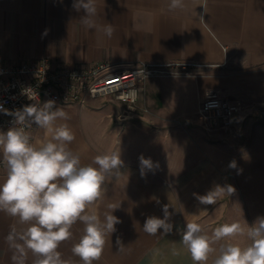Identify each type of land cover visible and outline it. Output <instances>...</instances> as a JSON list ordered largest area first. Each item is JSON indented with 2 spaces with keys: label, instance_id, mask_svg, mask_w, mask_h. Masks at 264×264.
<instances>
[{
  "label": "crops",
  "instance_id": "1",
  "mask_svg": "<svg viewBox=\"0 0 264 264\" xmlns=\"http://www.w3.org/2000/svg\"><path fill=\"white\" fill-rule=\"evenodd\" d=\"M97 28L85 27L74 0H0V63L48 58L53 65L78 66L106 61L125 66L137 61L193 64L192 75L157 76L139 85L134 108L111 97L87 98L85 104L56 105L70 117L75 135L68 147L89 164L98 154L120 152L123 166L106 181L105 195L91 206L104 219L110 212L121 223L106 240L94 264H194L181 243L187 222L199 223L211 237L224 223L251 226L264 216V0H95ZM112 24L109 38L102 30ZM215 89L242 106L227 130L203 127L196 111L206 90ZM35 127L31 142L45 139ZM159 167L141 176L139 157ZM2 158V149H0ZM235 161L236 167H229ZM6 176L0 169V183ZM216 185L235 192L216 204L194 196ZM169 205L173 232L153 236L143 231L148 216L163 218ZM28 225L0 211V264H14L7 240ZM246 226V225H245ZM80 222L59 251L71 264H82L72 247L83 234ZM120 237L125 250L118 252ZM228 242L247 246L246 237ZM224 240L207 264H212ZM35 257L27 251L25 264Z\"/></svg>",
  "mask_w": 264,
  "mask_h": 264
},
{
  "label": "clouds",
  "instance_id": "2",
  "mask_svg": "<svg viewBox=\"0 0 264 264\" xmlns=\"http://www.w3.org/2000/svg\"><path fill=\"white\" fill-rule=\"evenodd\" d=\"M73 7L84 12L81 23L89 28H97L95 0H74ZM183 7V0H170L169 9ZM102 30L111 38L115 29L106 24ZM33 100L30 92L24 93ZM37 95V93H36ZM0 111L14 117V126L6 132H0V149L6 176L0 183V211L18 218L28 225L23 231L13 229L7 236L15 249L12 257L14 264H25L27 251L35 259L32 264H71L62 258L58 250L61 243L72 238L71 228L77 222L84 225L83 234L73 245L72 253L79 257L82 264H94L104 251L106 240L117 231L120 219L113 215L118 207L108 205L110 212L104 213V219L91 206L102 199L106 192V181L120 172L123 166L120 152L96 155L89 164H82L80 156L68 145L75 135L66 124H57L58 120L70 117L63 107H57L55 100L32 103L21 109L9 111L0 106ZM35 124L45 133V139L38 145L31 142L26 131ZM141 176L146 171L158 168L151 158L139 157ZM229 167L235 168V161ZM235 188L231 185H216L205 195L194 196L201 204L212 205L224 195L231 196ZM163 218L148 216L143 231L149 235L173 232L170 222L169 205L162 206ZM246 225V226H245ZM224 223L207 235L203 227L196 222H187L181 243L191 255L194 264H207L210 256L217 252L212 245L224 240L212 264H264V216L257 217L249 226L246 222ZM233 237H246L250 243L241 247L238 243L228 242ZM115 244L118 252L125 250L120 237Z\"/></svg>",
  "mask_w": 264,
  "mask_h": 264
},
{
  "label": "built area",
  "instance_id": "3",
  "mask_svg": "<svg viewBox=\"0 0 264 264\" xmlns=\"http://www.w3.org/2000/svg\"><path fill=\"white\" fill-rule=\"evenodd\" d=\"M178 61L135 63L118 66L106 61L86 65H53L48 58L36 62L17 64L0 63V106L9 111L21 109L32 103L55 100L56 105L76 104L82 107L87 98L109 96L134 108L138 88L147 78L172 75H192L189 66ZM30 92L33 100L24 93ZM37 93V95H36ZM242 112V106L229 102L215 89L205 91L196 111V117L207 130H227L231 117ZM14 126V117L0 111V132ZM36 125L26 131L31 140ZM0 157V169H3Z\"/></svg>",
  "mask_w": 264,
  "mask_h": 264
},
{
  "label": "rangeland",
  "instance_id": "4",
  "mask_svg": "<svg viewBox=\"0 0 264 264\" xmlns=\"http://www.w3.org/2000/svg\"><path fill=\"white\" fill-rule=\"evenodd\" d=\"M105 97H109V96H105Z\"/></svg>",
  "mask_w": 264,
  "mask_h": 264
}]
</instances>
